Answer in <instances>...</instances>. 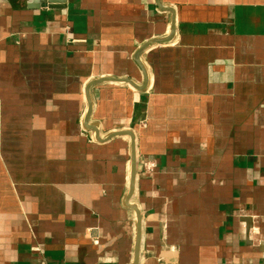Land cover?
Instances as JSON below:
<instances>
[{"label":"crops","instance_id":"crops-1","mask_svg":"<svg viewBox=\"0 0 264 264\" xmlns=\"http://www.w3.org/2000/svg\"><path fill=\"white\" fill-rule=\"evenodd\" d=\"M47 3L0 0V264H133L130 205L138 264H264V0Z\"/></svg>","mask_w":264,"mask_h":264},{"label":"water","instance_id":"water-1","mask_svg":"<svg viewBox=\"0 0 264 264\" xmlns=\"http://www.w3.org/2000/svg\"><path fill=\"white\" fill-rule=\"evenodd\" d=\"M47 2L48 3H63V0H47ZM48 3H47V5H48ZM49 5L52 6V4H49ZM107 80L124 81V82H128V83H132L128 78H114V77H102V78L90 81L86 85V94H87V101H88V108H87V111H86V118L90 115V111H91V104H90L89 96H88L89 87L92 84H95L97 82L107 81ZM88 127H91L93 130H95V128L92 127V126H88ZM119 135H128L131 138L130 174H129V188H128V198H130L132 196V193H133V190H134L135 179H136V174H137V171H136L137 158H136V152H135V144L133 142L134 134H133V132L131 130H119V131H116V132H112L105 139H110L112 137L119 136ZM99 139H101V138H99ZM130 206H131V208H133L135 210V214H136V236H135L133 264H138L139 248H140V241H141V217H140L138 209L135 208V206H133V205H130Z\"/></svg>","mask_w":264,"mask_h":264},{"label":"built area","instance_id":"built-area-1","mask_svg":"<svg viewBox=\"0 0 264 264\" xmlns=\"http://www.w3.org/2000/svg\"><path fill=\"white\" fill-rule=\"evenodd\" d=\"M141 167L143 172H151L154 167V162L152 160H144L141 163Z\"/></svg>","mask_w":264,"mask_h":264}]
</instances>
